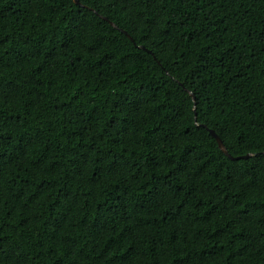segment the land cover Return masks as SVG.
Returning <instances> with one entry per match:
<instances>
[{"label": "trees", "instance_id": "1", "mask_svg": "<svg viewBox=\"0 0 264 264\" xmlns=\"http://www.w3.org/2000/svg\"><path fill=\"white\" fill-rule=\"evenodd\" d=\"M80 2L0 0V264H264V0Z\"/></svg>", "mask_w": 264, "mask_h": 264}, {"label": "water", "instance_id": "2", "mask_svg": "<svg viewBox=\"0 0 264 264\" xmlns=\"http://www.w3.org/2000/svg\"><path fill=\"white\" fill-rule=\"evenodd\" d=\"M75 2H77V3H81L80 2V0H75ZM104 18L105 19H107V20H109L108 19V17L107 16H104ZM110 21V23L112 24V25H114V26H116V27H118V25L114 22V21H112V20H109ZM125 33H128L126 30H124V29H122ZM128 35L130 36V38H132V36L128 33ZM133 39V38H132ZM141 47H143V48H145V46L144 45H141ZM190 92V94L192 95V97H193V99L195 100V94L192 92V91H189ZM196 115H197V113H196ZM203 125H205V124H203ZM206 126V125H205ZM209 130H210V132H211V134L216 138V140H217V142H218V145H219V147L228 155V156H230L231 158H239V157H249L250 155H251V153H248L247 155H245V156H233L230 152H229V150L227 149V147L225 146V143L223 142V140H222V138L217 134V132L214 130V129H211V128H209Z\"/></svg>", "mask_w": 264, "mask_h": 264}]
</instances>
